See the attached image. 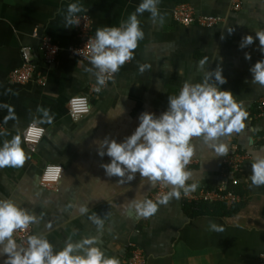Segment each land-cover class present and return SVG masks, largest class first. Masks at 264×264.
Segmentation results:
<instances>
[{"label":"crops","instance_id":"crops-1","mask_svg":"<svg viewBox=\"0 0 264 264\" xmlns=\"http://www.w3.org/2000/svg\"><path fill=\"white\" fill-rule=\"evenodd\" d=\"M72 2L81 7L74 16L91 18L94 35L99 27L118 26L141 0H0V105L11 106L15 114V119L5 120L8 108L0 106V145L18 136L25 153L22 166L0 168V199H11L36 215L31 233L43 234L54 251L69 237L76 241L95 236L105 256L117 258L119 264L133 248L143 252L146 264H257L264 252V184L252 185L248 177L253 157L264 154V116H256L264 86L251 81L249 68L262 56L255 33L264 31V0H239V10L232 8L235 0H158L155 18L148 11L137 14L143 38L132 58L89 97V112L75 121L67 101L97 86V69L66 51L74 41L73 26L65 27L67 5ZM181 3L221 21L209 28L177 24L171 9ZM43 35L59 47L58 59L50 65L43 63L37 49ZM244 35H252L253 41L240 48ZM26 45L34 48L42 85L9 81L10 72L22 63L19 49ZM201 59L205 63L198 66ZM145 64L148 67L141 71L139 66ZM215 68L225 78L219 87L233 93L247 117L240 132L219 138L229 148L224 155L192 138L194 153L185 166L190 173L185 185L215 189L228 183L231 175L222 160L235 146L245 155L236 188L241 202L196 210L170 198L157 203L148 217L126 215L129 201L144 199L156 183L149 184L138 173L122 184L116 182L118 177L106 176L100 164L109 157L97 155L99 140L107 136L120 141L134 130L139 113L158 115L167 107V96L176 95L185 81L200 82ZM119 104L123 112L117 115ZM44 109L52 116L51 123L43 117ZM33 120L45 122L37 123L44 133L32 151L23 142L22 131ZM45 165L61 166L53 189L39 184ZM80 205L87 207L83 214ZM90 217L101 219L102 225ZM213 223L221 230L211 228Z\"/></svg>","mask_w":264,"mask_h":264},{"label":"clouds","instance_id":"clouds-1","mask_svg":"<svg viewBox=\"0 0 264 264\" xmlns=\"http://www.w3.org/2000/svg\"><path fill=\"white\" fill-rule=\"evenodd\" d=\"M158 0H141L135 12L130 13L126 20L118 26H102L96 29L94 36L85 42L90 52V63L98 71L95 73L97 87L105 84V74L115 73L120 66L133 56L137 42L143 38V31L139 27L137 14L148 11L152 18L157 16L156 4ZM81 11L79 3L67 5L65 27L78 23L74 14ZM232 29L228 32L231 33ZM260 45L262 56L249 68L251 81L264 86V31L255 33ZM253 36L244 35L238 47L244 48L252 44ZM244 58L250 55L245 52ZM79 61H77L78 63ZM205 63L198 61V66ZM148 65H140L143 71ZM90 71L91 69H85ZM225 83L220 68L207 71L200 82L185 81L176 95L167 96V107L158 115L142 111L139 113L138 123L134 130L120 141L107 136L99 140L98 156L109 157L100 167L106 176H116L117 183H125L134 179L135 174L146 178L149 184L163 182L170 190L159 197V203H165L170 198H179L182 188L185 193L196 187L195 184L185 185L190 173L185 166L194 153L193 137L200 138L217 155H224L229 151L228 146L220 141V137L232 132H240L244 128L247 112L239 102L234 100L233 93L219 87ZM4 117L15 119L11 106ZM121 114L122 106L119 104ZM46 122L51 123L52 116L47 109L43 110ZM45 120H33V125ZM35 136H39L43 129H30ZM25 160V153L20 147V139L13 136L10 141L0 145V168L20 167ZM251 172L248 177L252 185L264 184V154H256L251 162ZM57 173L61 172L59 166ZM45 179H48L45 176ZM55 179V177H52ZM157 203L152 199L134 198L125 207L126 215L148 217L154 214ZM79 213L87 211L85 205H80ZM99 227L102 220L90 217ZM38 217L25 208L19 207L11 199H0V264H119L115 257L105 256L98 246L95 236L83 237L73 241L71 237L65 240L62 248L53 250L52 244L43 234H29L26 246L18 245L13 238L16 230L27 229ZM211 228L219 231L220 226L211 224Z\"/></svg>","mask_w":264,"mask_h":264},{"label":"built area","instance_id":"built-area-1","mask_svg":"<svg viewBox=\"0 0 264 264\" xmlns=\"http://www.w3.org/2000/svg\"><path fill=\"white\" fill-rule=\"evenodd\" d=\"M232 8L234 10L240 9L239 0H235ZM171 16L177 24L182 26L196 25L209 28L221 21L219 17L198 15L189 4L185 3L175 5L171 9ZM74 17L78 21V23L73 26L74 41L68 45L66 51L70 56L77 60L90 62V52L86 47H84V45L88 38L94 36L91 30V18L86 14H80ZM37 49L39 50L41 60L44 64L50 65L57 61L59 47L52 37L43 35L40 38ZM19 53L22 63L19 67L10 72L9 81L15 84H26L28 82L35 81L36 83L42 85L44 83V78L39 74V71L36 70V65L33 60L34 48L29 45L22 46L19 49ZM113 75L114 73H106V82L109 81ZM96 87L97 86H91L88 93L85 95L72 96L68 99L67 110L72 120H78L89 112V97L97 93V91H95ZM256 116H264V99H262L258 104V112ZM33 128L43 129L37 124L33 125V123H30L22 131V140L32 151L35 149V146L39 143L44 133L43 129L42 133L37 137L30 131V129ZM0 129H2L1 124ZM244 158L245 155L235 146H232L231 152L222 160L231 175L228 183L215 189L198 187L190 189L187 193H185L181 188V195L179 199L188 205L218 204L224 205L225 207H233L237 205L241 202V196L236 189L239 184L238 172L240 171L241 163ZM56 167L57 165H45L43 167L39 179L41 187L46 189H53L56 187L61 177V172L57 173L55 171ZM59 167L61 168V166ZM45 176H47L48 179H45ZM52 177H55V179H52ZM166 192H168V190L165 184H163V182H156L152 192H150L145 198L152 199L154 202L158 203L159 197ZM29 234H32L30 225L27 229L14 231L13 238L16 240L18 245L26 246V237ZM123 264H146V258L141 250L133 248L123 261ZM257 264H264V252L259 254Z\"/></svg>","mask_w":264,"mask_h":264},{"label":"trees","instance_id":"trees-1","mask_svg":"<svg viewBox=\"0 0 264 264\" xmlns=\"http://www.w3.org/2000/svg\"><path fill=\"white\" fill-rule=\"evenodd\" d=\"M203 205H207V204H200V205H196V206L187 205V206L191 207L192 209H196V210H198V209L201 208ZM217 205H218V204L207 205V206H217ZM218 206H223V207H225L224 205H218Z\"/></svg>","mask_w":264,"mask_h":264},{"label":"rangeland","instance_id":"rangeland-1","mask_svg":"<svg viewBox=\"0 0 264 264\" xmlns=\"http://www.w3.org/2000/svg\"><path fill=\"white\" fill-rule=\"evenodd\" d=\"M159 203V202H158ZM185 204V203H184ZM186 205H188V204H186ZM198 205H200V204H198ZM192 206H196V205H192Z\"/></svg>","mask_w":264,"mask_h":264}]
</instances>
